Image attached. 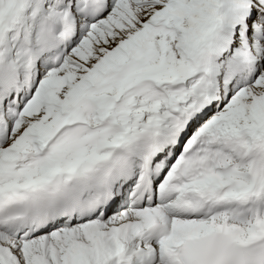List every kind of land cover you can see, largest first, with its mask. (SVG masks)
I'll return each mask as SVG.
<instances>
[{"label": "snow or ice", "instance_id": "6c2138e0", "mask_svg": "<svg viewBox=\"0 0 264 264\" xmlns=\"http://www.w3.org/2000/svg\"><path fill=\"white\" fill-rule=\"evenodd\" d=\"M0 264H264V0H0Z\"/></svg>", "mask_w": 264, "mask_h": 264}]
</instances>
